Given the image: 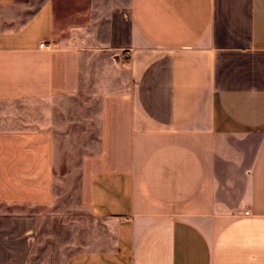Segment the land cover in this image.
<instances>
[{
    "label": "crops",
    "instance_id": "obj_1",
    "mask_svg": "<svg viewBox=\"0 0 264 264\" xmlns=\"http://www.w3.org/2000/svg\"><path fill=\"white\" fill-rule=\"evenodd\" d=\"M54 14L0 0V264H55L34 209L89 63L120 73L99 77L63 264H264V0H120L94 45Z\"/></svg>",
    "mask_w": 264,
    "mask_h": 264
},
{
    "label": "rangeland",
    "instance_id": "obj_2",
    "mask_svg": "<svg viewBox=\"0 0 264 264\" xmlns=\"http://www.w3.org/2000/svg\"><path fill=\"white\" fill-rule=\"evenodd\" d=\"M33 3L41 0H32ZM120 0H51L54 11L55 37L77 40L79 44L94 45L95 39L104 34L105 13L109 5ZM93 66L103 69L100 74ZM106 63L87 65L81 77L79 91L75 96L63 100V103L51 104L57 150L53 171L55 186L54 197L50 205L38 206L34 210L39 216V239L42 244L55 251V264H63L65 256L56 255L58 241L65 245V252L72 244V210L76 199L77 162L81 154L96 147L98 92L104 83L101 75L119 77L120 70L116 65ZM125 71V68H122ZM105 70V72H104ZM97 79V80H96ZM96 80V82H95ZM94 85V86H93ZM54 106V107H53ZM57 119V122L55 121ZM62 124L63 127H62ZM63 227V228H61Z\"/></svg>",
    "mask_w": 264,
    "mask_h": 264
},
{
    "label": "built area",
    "instance_id": "obj_3",
    "mask_svg": "<svg viewBox=\"0 0 264 264\" xmlns=\"http://www.w3.org/2000/svg\"><path fill=\"white\" fill-rule=\"evenodd\" d=\"M38 46L41 47L42 46V43H40ZM244 213H246V211Z\"/></svg>",
    "mask_w": 264,
    "mask_h": 264
}]
</instances>
